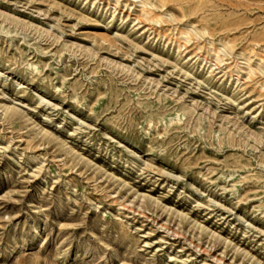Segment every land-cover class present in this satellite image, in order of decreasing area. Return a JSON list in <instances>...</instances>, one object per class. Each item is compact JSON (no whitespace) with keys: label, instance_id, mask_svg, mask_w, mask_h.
Segmentation results:
<instances>
[{"label":"rangeland","instance_id":"374dc122","mask_svg":"<svg viewBox=\"0 0 264 264\" xmlns=\"http://www.w3.org/2000/svg\"><path fill=\"white\" fill-rule=\"evenodd\" d=\"M0 264H264V0H0Z\"/></svg>","mask_w":264,"mask_h":264}]
</instances>
